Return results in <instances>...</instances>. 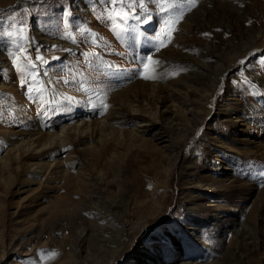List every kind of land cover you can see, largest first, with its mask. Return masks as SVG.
Instances as JSON below:
<instances>
[{"label": "rangeland", "instance_id": "rangeland-1", "mask_svg": "<svg viewBox=\"0 0 264 264\" xmlns=\"http://www.w3.org/2000/svg\"><path fill=\"white\" fill-rule=\"evenodd\" d=\"M131 3L0 0V264H264V0Z\"/></svg>", "mask_w": 264, "mask_h": 264}, {"label": "snow or ice", "instance_id": "snow-or-ice-1", "mask_svg": "<svg viewBox=\"0 0 264 264\" xmlns=\"http://www.w3.org/2000/svg\"><path fill=\"white\" fill-rule=\"evenodd\" d=\"M111 2L112 3H116L117 0H111ZM135 2H136V0H132V3L131 4H128V7H131L132 4H134ZM141 4H142V0H141ZM195 4H196V0H191V6L192 7H195ZM114 14H115L116 17H119L122 20H127L128 19V12H126V11L123 12V13H121V12H115ZM170 36H171V32H169V37ZM161 46H163V44H161ZM20 52H21V54H24L25 55V58L27 59V62H28V66L35 67V64L33 63L32 59H30V58L27 57V55L25 53V50L24 49H20ZM149 59H151V58H149ZM18 60H20V56H15L14 57V62L15 61H18ZM36 60H41L42 61L43 58L40 57V56H37L36 57ZM16 66L19 68L20 71H24V68H20L19 65H16ZM145 78H148V77H145Z\"/></svg>", "mask_w": 264, "mask_h": 264}, {"label": "bare ground", "instance_id": "bare-ground-1", "mask_svg": "<svg viewBox=\"0 0 264 264\" xmlns=\"http://www.w3.org/2000/svg\"><path fill=\"white\" fill-rule=\"evenodd\" d=\"M63 126V122H58L57 123V125H55V128H57V129H60L61 127ZM66 126V125H65ZM82 126L80 125V124H78V125H76V129H80ZM70 129V127H65L64 128V126L62 127V133H66V131L67 130H69ZM6 135H10V136H12L13 137V135L12 134H9V133H6ZM163 137V136H162ZM100 211V210H99ZM100 213V212H99ZM102 215V214H101ZM98 216V215H97ZM100 216V215H99ZM108 264V263H107Z\"/></svg>", "mask_w": 264, "mask_h": 264}]
</instances>
